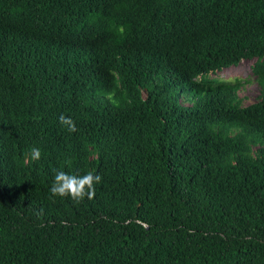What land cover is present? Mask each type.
I'll return each instance as SVG.
<instances>
[{"label":"trees","instance_id":"trees-1","mask_svg":"<svg viewBox=\"0 0 264 264\" xmlns=\"http://www.w3.org/2000/svg\"><path fill=\"white\" fill-rule=\"evenodd\" d=\"M0 264H264V0H0Z\"/></svg>","mask_w":264,"mask_h":264},{"label":"clouds","instance_id":"clouds-1","mask_svg":"<svg viewBox=\"0 0 264 264\" xmlns=\"http://www.w3.org/2000/svg\"><path fill=\"white\" fill-rule=\"evenodd\" d=\"M119 31L123 33V27H121ZM186 105H190V102ZM60 122L67 127L68 131H77L76 124L70 117L61 115ZM29 156L33 160L39 159L41 156L40 150L37 148H31ZM101 179L102 178L99 174L94 175L93 172H88L83 176H77L64 171H57L50 192L53 196L71 197L73 201L79 203L83 201L85 197L88 199L95 197V185L100 183Z\"/></svg>","mask_w":264,"mask_h":264},{"label":"rangeland","instance_id":"rangeland-1","mask_svg":"<svg viewBox=\"0 0 264 264\" xmlns=\"http://www.w3.org/2000/svg\"><path fill=\"white\" fill-rule=\"evenodd\" d=\"M253 64L254 60L244 59L239 64L226 67L223 70L214 73L212 76L227 80L235 78H240L243 81L246 80L240 89L239 94L243 99V103L248 105L255 102L260 94V87L258 86L252 71ZM185 103L189 104V102Z\"/></svg>","mask_w":264,"mask_h":264}]
</instances>
